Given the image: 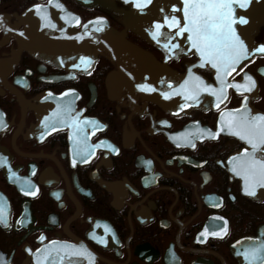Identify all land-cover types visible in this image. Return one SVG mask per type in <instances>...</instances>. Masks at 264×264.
<instances>
[{"label":"flooded vegetation","instance_id":"flooded-vegetation-1","mask_svg":"<svg viewBox=\"0 0 264 264\" xmlns=\"http://www.w3.org/2000/svg\"><path fill=\"white\" fill-rule=\"evenodd\" d=\"M53 2L72 15L75 30L102 20L173 71L198 63L196 54L166 58L127 29L121 14L130 10L127 1L0 0V19L23 32L25 14ZM53 12L61 23L62 13ZM253 39L264 44V20ZM87 41L92 61L76 66L30 53L0 26L4 264H34L46 240L73 239L84 241L99 264H250L244 253L253 248L260 252L251 264H264V197L247 196L230 166L246 145L216 133L223 109L247 102L264 112V52L231 76L245 83L230 88L221 107L171 112L124 76L113 78L120 67L137 72L134 59L119 64L104 38ZM196 70L215 83L211 71ZM60 96L79 118L42 128V105L52 109Z\"/></svg>","mask_w":264,"mask_h":264},{"label":"water","instance_id":"water-1","mask_svg":"<svg viewBox=\"0 0 264 264\" xmlns=\"http://www.w3.org/2000/svg\"><path fill=\"white\" fill-rule=\"evenodd\" d=\"M121 1L130 3V10L121 12L125 17L127 29L154 43L173 58L196 54L199 58L196 66L211 71L215 84L198 73L195 66H189L185 74L168 69L150 53L129 43L125 38V32L104 27L102 20H93L87 23L81 31L75 30L71 26L72 15L67 13L63 5V7H55L59 4H53L52 7H50L51 5L41 7L39 14L35 7L29 10L24 16L26 29L23 32L9 27L4 18L0 19V26H5L13 36L17 37L20 46L30 53L44 59L71 63L76 66L82 62L90 63L92 61L87 40L104 38L107 42L106 47L109 48L110 57L114 61L120 64L127 56H130L139 64V70L133 74H127L125 69L120 67L118 72L113 73V78L117 80L124 76L126 84L142 91L150 100L171 112H182L191 107L201 109L219 107L228 98L230 88L237 91L245 83L244 81H231L230 77L255 54L262 53L257 49L263 44L254 43L253 35L264 20V0H247L246 7L239 6L241 0H233L235 23L232 27L235 29L236 35L244 42L248 55L235 65V70L224 77L223 82L217 79V69L207 63L192 47V42L188 38L189 33L179 32L185 23V0H150L142 8L137 7V4L143 3V0ZM56 10L62 13L61 23L54 16L56 14L53 11ZM42 15H46L47 19H42ZM240 17H243L247 22L240 23ZM173 19H175L176 26H173ZM157 25H160L159 29H157ZM97 28L100 30L97 31ZM235 85L241 87L238 89ZM221 88H223V92H221ZM47 104H43L39 111V117L43 124L51 120L54 127L60 128V126L71 124L72 121L79 118L70 103L63 97L54 98L52 109L51 105ZM243 114L264 116V112L256 109L250 103L244 102L236 109L223 110L218 119V132L236 137L247 146L246 149H242L232 156V168L237 161L243 160L253 153L251 145L232 134L227 126V122L233 116ZM255 159L264 161V146H260L256 150ZM238 176L241 177L244 191L248 196L254 199L264 197V183L255 184L253 187L246 184L242 175ZM246 188L248 191H254L255 194H248ZM68 246L85 249L86 253L81 256L67 255L66 253L70 251ZM32 257L34 264H99L95 252L84 241L78 239L46 241L33 253Z\"/></svg>","mask_w":264,"mask_h":264},{"label":"snow or ice","instance_id":"snow-or-ice-1","mask_svg":"<svg viewBox=\"0 0 264 264\" xmlns=\"http://www.w3.org/2000/svg\"><path fill=\"white\" fill-rule=\"evenodd\" d=\"M149 2L150 0H143V3H138L137 7L142 8ZM239 6L246 7L247 0H241ZM34 7L39 14L41 6L35 5ZM41 18L46 20L47 16L42 15ZM184 20L185 23L179 32L189 33L188 38L192 42V47L207 63L217 69V79L223 82V78L235 70V65L248 55L244 42L236 35L235 29L232 27L235 23L233 0H185ZM239 22L246 23L247 21L240 17ZM173 26H176L175 19H173ZM159 27L160 25H157V29ZM257 51L264 52V45H261ZM245 79L251 81L252 78L245 76ZM252 85L254 86V82ZM235 86L238 89L241 87L240 85ZM245 90L250 91L251 88L247 87ZM221 92H223V88H221ZM2 123L0 121V124ZM227 126L232 134L245 140L253 149L251 155L236 162L233 171L237 175H242L246 184L250 186L254 187L255 184L264 183V161L255 159L256 150L260 146H264V116H249L247 114L233 116L227 122ZM213 138L215 137L213 136ZM246 192L250 195L255 194L254 191H248L247 188ZM3 218L2 211H0V221ZM68 247L70 251L66 253L67 255L81 256L86 253L85 249ZM259 252L260 249L253 248L246 250L244 254L246 258L250 259L251 264V260L258 258ZM0 264H4L2 257H0Z\"/></svg>","mask_w":264,"mask_h":264},{"label":"bare ground","instance_id":"bare-ground-1","mask_svg":"<svg viewBox=\"0 0 264 264\" xmlns=\"http://www.w3.org/2000/svg\"><path fill=\"white\" fill-rule=\"evenodd\" d=\"M147 52V51H146ZM148 53V52H147ZM168 69H170L169 67H167Z\"/></svg>","mask_w":264,"mask_h":264}]
</instances>
